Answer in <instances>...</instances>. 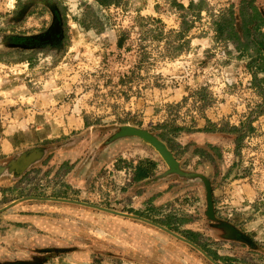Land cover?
<instances>
[{
  "label": "rangeland",
  "instance_id": "1",
  "mask_svg": "<svg viewBox=\"0 0 264 264\" xmlns=\"http://www.w3.org/2000/svg\"><path fill=\"white\" fill-rule=\"evenodd\" d=\"M22 1L24 7L34 4L18 16L14 11L17 0H0L2 60L18 61L30 50L19 45L24 41L16 38L11 43L6 36L38 34L51 23L49 11L38 16L46 0ZM205 1L213 13L242 2ZM66 2L70 12L81 4V0ZM178 2L189 5V0ZM252 4L264 9V0H243L244 26L250 21ZM31 10L37 12L28 15ZM111 13L118 29L125 32L123 44L117 42L118 31L87 32L70 20L65 28L67 41L57 52L40 54L33 66L0 62V168L7 166L0 173V208L26 196L92 203L82 191H111L121 179L111 171L126 166L127 157H158L140 138L112 139L121 126L130 124L165 141L187 174L206 176L213 186L218 220L237 226L256 246L224 239L223 231L206 215L202 178L170 173L167 166L170 184L162 194L173 188L174 195L164 196L158 212L162 219L172 215L181 227L187 224L194 240L220 264H264V71L261 58L255 62L250 56V47L261 43L262 35L243 27L238 39L215 44L210 14L203 11V19L188 37L190 42L182 45L177 36L185 11L171 7V0H128L125 7L112 8ZM148 16L163 19L160 29L165 38L154 41L144 33L142 23L148 21V29L158 25ZM202 88L212 100L209 106L202 99ZM251 123L253 132L249 131ZM162 134L172 139L171 147ZM31 150L40 151L41 156L16 171L10 162ZM62 205L74 209L71 216L79 219L80 207H87L26 200L0 213V233L6 236L0 241V264L19 262L9 257L32 253L62 258V248H31L28 237L16 247L10 243L15 235L7 239L18 214L24 219L25 215L47 216L56 214L50 209ZM188 247L194 255L189 264H212ZM92 253L100 259L92 256L84 263L112 264L111 259L120 257L113 251ZM30 261L43 264L47 258ZM177 264H187L186 259Z\"/></svg>",
  "mask_w": 264,
  "mask_h": 264
},
{
  "label": "crops",
  "instance_id": "2",
  "mask_svg": "<svg viewBox=\"0 0 264 264\" xmlns=\"http://www.w3.org/2000/svg\"><path fill=\"white\" fill-rule=\"evenodd\" d=\"M127 158L126 163H124L126 166H120L115 171H111L112 176L115 175L117 179L121 178L120 181H117L118 185L113 183L111 191L85 190L81 192L82 195L90 199V202L105 208L143 217L168 228L172 225L174 226L172 228H175V230L172 229L173 231L194 240L187 224L185 227L184 225L181 227L178 222L174 221L172 215L162 219L158 213L164 196L167 198L174 195L173 188L170 189V192H163L162 194V191H168L166 186L170 184L167 180V173H165L166 165L155 155H132ZM148 158L157 161L156 171L146 178L134 180L133 168L138 167ZM156 196L157 198L154 199L153 197ZM80 208L82 219L71 216L74 209L68 205L50 209L58 216L56 214H48L47 216L25 215L27 219H24L22 214H18L17 217H14L16 222H11L13 230L11 229L9 233L12 235L7 236L8 239L15 235L10 243L16 247L22 246L28 237L31 239L30 243L33 244L31 248H62L63 257L54 258V260L49 256L32 253L33 256L19 255L9 258L30 261L38 258L42 260L46 257L47 261L43 264H87L84 262L89 261L92 256L95 260L100 259L97 254L92 253L93 250L117 253L120 257L111 259L112 264L115 263L113 261L119 259H124L130 262L129 264L139 263L138 259L150 264H177L186 259L187 264H189L188 260L194 257L188 244L176 240L168 233L144 221L107 213L100 209L82 206ZM50 210L47 211L50 212ZM170 222L171 224H169ZM3 238L6 236L0 233V241ZM28 250L33 252V249ZM1 256L0 253V258ZM61 259L65 262L60 263L59 260Z\"/></svg>",
  "mask_w": 264,
  "mask_h": 264
},
{
  "label": "trees",
  "instance_id": "3",
  "mask_svg": "<svg viewBox=\"0 0 264 264\" xmlns=\"http://www.w3.org/2000/svg\"><path fill=\"white\" fill-rule=\"evenodd\" d=\"M48 2H50V4H52L56 10H58V14L61 16L59 20L60 22L57 21L47 33L42 35L38 33L27 36V38H25L27 41L25 42H36L35 44L33 43L34 47L30 48V50L21 56L18 61L0 59L1 63L27 62L29 66H33L39 59L40 54L41 56H46L49 53L57 52L58 49H60L65 43V41H67L65 28L68 21L70 20L79 27H82L87 32H91L93 30L101 32L118 31L120 37L117 38V42L119 44H123L125 32L121 31V29H118L115 17L111 13V9L125 7L128 0H81V4L78 7L79 9L74 12L69 11V6L67 5V2L65 3V0H48ZM242 2L239 5L232 3L227 7L218 9L217 13H213L209 11L205 0H189V5L187 7H185L183 3L178 2V0H171V7L176 8L178 12L185 11V15L182 18V23L178 29L177 41H182V45L188 44L190 42L188 37L190 36L192 29L195 27L196 22H200L203 19L202 12L205 11L207 14L209 13L211 17V26L214 32L213 41L215 44H221L229 41L230 39H238V36L242 35L243 27L246 29L248 27L252 31L262 35L261 43H253L252 47H250V51H252L250 56L255 62L256 60L259 61V57L261 58L260 63H262V70L264 71V9L256 4H252L250 6V21L246 24V26H244L245 20L242 19L240 15V5ZM25 7L22 0H17L14 11L19 16L20 13H23V11L26 9ZM47 8L48 7L45 6L42 7V9H39L38 16L45 15L48 12ZM155 9H157V7H155ZM35 12L37 11L31 10L28 12V15L34 14ZM142 20L147 21L145 18H142ZM148 20L158 25L155 29H152L153 27L148 29L146 24L149 22L147 21L142 23L141 26L144 33L147 35H152V39L154 41H160L165 38L163 29H160L161 26L165 25L163 19L161 17L148 16ZM55 27H62L63 30V38L61 40L62 42L60 41V44H55V39H52V32ZM11 53L12 52L7 53V56H9ZM200 93L205 105L209 106V104L212 103V100L209 99L206 88H202ZM201 125L203 127L204 123L202 122ZM254 130L255 128L251 123L249 126V131L253 132ZM162 137L168 141L170 147L173 145L172 139L167 135L162 134ZM156 168V160L151 158L146 159L138 167L133 168L134 180L146 178L151 173L156 171ZM10 200L5 199V202H9ZM169 224H171V222ZM172 227L174 226L170 225V228L175 230V228ZM192 241L197 242L198 240L192 239ZM232 259L230 258L228 261L233 262L234 259Z\"/></svg>",
  "mask_w": 264,
  "mask_h": 264
},
{
  "label": "water",
  "instance_id": "4",
  "mask_svg": "<svg viewBox=\"0 0 264 264\" xmlns=\"http://www.w3.org/2000/svg\"><path fill=\"white\" fill-rule=\"evenodd\" d=\"M121 138H140L143 143L153 148L155 153L158 155L161 161L168 167L169 170L173 172H180L179 160L175 157L174 153L170 150L167 143L161 140L160 138H158L157 136H155L154 134H152L150 131L138 128L130 124H126V125L121 126L120 130L112 136V139H121ZM40 156H41V153L36 154L33 159H31V157L22 156L16 163L13 164V166L14 167L20 166L19 172H21L26 166L31 164L32 161H34L36 158H39ZM4 170H5V167H1L0 173H2ZM200 177L202 178L204 185H205V189H206V201H207L206 215L210 220L215 221L214 227L223 231L222 236L224 239L242 242L251 247H255L256 243L250 235H248L247 233H245L244 231L239 229L237 226H235L234 224L228 221L218 220L216 216V210H215L213 186L206 176L201 174ZM26 200H36V201H48L49 200V201H59V202H64V203H74V204H79V205H83L87 207H92L95 209H100L102 211L112 213L115 215H119L122 217H131L134 219H138L154 227H157L158 229H161L162 231L168 233L169 235L175 237L176 239L188 244L189 246L194 248L196 251H198L200 254H202L206 259H208L212 264H220L214 257H212L207 251H205L196 242L178 234L177 232L173 231L172 229L162 224H159L152 220L139 217L136 215L105 208L97 204H92V203L82 202V201H77V200H72V199H64V198L26 196V197L17 199L9 203L8 205L0 208V213ZM40 263H42V261H34V262L33 261H19V262H13L9 264H40Z\"/></svg>",
  "mask_w": 264,
  "mask_h": 264
},
{
  "label": "flooded vegetation",
  "instance_id": "5",
  "mask_svg": "<svg viewBox=\"0 0 264 264\" xmlns=\"http://www.w3.org/2000/svg\"><path fill=\"white\" fill-rule=\"evenodd\" d=\"M32 4H34V3H31V4H28L26 7H29V6H31ZM43 4L45 5V6H47L48 8V11L51 13V15H52V20H51V23L45 28V30L43 29V31H41L40 32V34L42 35V34H44V33H47L53 26H54V24L57 22V21H59L60 20V18H61V16H60V14H58V10H56L54 7H53V5L52 4H50V2H48L47 0L45 1V2H43ZM25 7V8H26ZM60 22V21H59ZM52 34H53V38L52 39H55V44H60L62 41V38H63V30H62V27H55L54 29H53V32H52ZM28 36H31V35H28ZM19 39V40H22V41H24L23 43H25V44H19V45H21V46H23V47H25L26 49L28 48V49H30V48H33L34 47V44H35V42L36 41H33V45H29L30 44V42H25V41H27V40H25V38H27V36L26 35H19L18 37H12V39H11V36H6L5 37V40H7V41H11V43H12V40H13V43L15 42L14 40L15 39ZM61 41V42H60ZM18 43V42H17ZM18 47H20V46H18ZM36 154H40V151H37V150H31V151H26V152H24V153H22L21 155H20V157H18V159H16L15 161H13V162H10L11 163V165H13L14 163H16L22 156H26V157H31V159H33L34 158V156L36 155ZM37 159V158H36ZM9 163V162H8ZM3 167H7L6 165L5 166H3ZM179 167H180V172H173V171H171V170H168L170 173H178V174H180L181 176H185V177H190V178H193V179H195V178H200V174L199 173H189V174H187V172L186 171H184V170H182V168H181V166H180V164H179ZM14 169L16 170V171H19L20 170V166H17V167H14ZM6 171H7V168H6ZM5 171V172H6ZM4 172V173H5ZM189 179V178H188ZM190 180V179H189Z\"/></svg>",
  "mask_w": 264,
  "mask_h": 264
}]
</instances>
